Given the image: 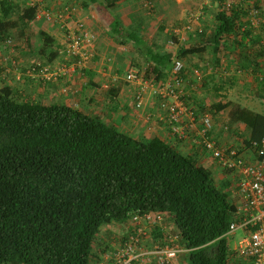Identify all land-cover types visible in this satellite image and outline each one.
<instances>
[{
	"label": "trees",
	"instance_id": "16d2710c",
	"mask_svg": "<svg viewBox=\"0 0 264 264\" xmlns=\"http://www.w3.org/2000/svg\"><path fill=\"white\" fill-rule=\"evenodd\" d=\"M116 1L83 0L82 4L87 8L98 2L110 10ZM134 1L144 7L146 17L154 9L153 0H148V6L145 1ZM224 1L220 0L216 11L210 10L211 5L202 6L203 16L194 20L197 25L181 18L176 26L179 29L185 21L188 27L184 29L191 33L174 51L166 52L160 42L166 35L172 45L178 44V31H172L166 21L158 23L154 35L148 37L151 28L145 16L131 17L129 27L113 20L110 35L121 46L133 44L148 65L144 75L138 71L139 75L152 84L165 81L174 60H180L183 68L176 76L181 80V99L196 116L208 113L212 117L215 124L208 135L216 127L218 134L221 130L229 133L224 141V134L222 140L217 138L220 144L234 145L240 138L253 149L252 142L264 140V112L221 99L222 83H212L210 88L219 98L211 103L206 96H193L199 72L210 69L212 76L221 74L217 57L232 58L234 54L232 60L239 57L243 62L238 70L258 72L249 93L264 98V78L259 76L264 73L261 1L253 2L261 17L258 33L249 18V4L227 7ZM38 8L28 0H0V264H99L104 251L123 239L121 225L135 214L149 212L168 216L171 231L186 249L179 264H249L235 255L225 235L235 210L234 199L229 197L230 170H221L210 153L192 145L190 139L169 131L176 141L191 147V152H184L157 136L134 137L119 130L115 121L107 123L106 116L79 105V91L68 82L73 78L70 70L45 77L48 71L69 66L65 59L60 60L59 42L44 28L36 31L39 45L35 56L21 59L32 55L22 50L23 44L30 47L32 43L20 26L38 21L51 24L44 16L37 18ZM63 35L67 39L66 31ZM184 60L189 63L185 65ZM140 67L138 61L133 64L137 70ZM210 74L201 83L206 91ZM10 76L13 81L9 82ZM60 83L61 93L73 96L71 103L37 100L40 95L35 93V85ZM124 83L121 78L109 82L102 93L113 100ZM133 103L135 106L134 98ZM116 105L113 100V107ZM200 157L212 161L219 174ZM105 227L115 230L109 238L101 233ZM164 232L157 226L152 239H161Z\"/></svg>",
	"mask_w": 264,
	"mask_h": 264
},
{
	"label": "built area",
	"instance_id": "2783aa9c",
	"mask_svg": "<svg viewBox=\"0 0 264 264\" xmlns=\"http://www.w3.org/2000/svg\"><path fill=\"white\" fill-rule=\"evenodd\" d=\"M38 0H30L31 4ZM148 6V0H142ZM255 0H225L223 4H249V18L253 27L261 21L259 9L253 2ZM46 20L51 18L50 13L41 12ZM188 27V26H187ZM94 36L81 29L78 33L72 31L66 39L65 58L71 63L67 69L65 65L45 73V77H57L67 71L85 69L93 58L92 44ZM183 68L180 60H174L171 70L165 81L152 84L143 80L137 69L129 68L121 77L126 83L136 85L133 93L135 108L143 105V95L148 91L156 98V102L163 115V119L171 134L179 138L190 139L192 145L201 146L210 153L212 160L221 169H228L230 181V195L234 199L235 210L225 235L229 238L231 249L237 257L245 259L249 264H264V140L256 144L255 148L247 147L242 139L238 138L236 144H220L218 140L227 133L215 127L213 135L208 131L214 126V120L208 113L196 116L194 110L181 99L179 89L181 80L176 74ZM113 76L112 81H116ZM159 96V97H158ZM211 134V133H210ZM224 134V135H223ZM223 135V136H221ZM221 136V137H220ZM198 137V138H196ZM219 138V139H217ZM226 137H223V141ZM236 139V138H235ZM168 216L163 213L149 212L135 214L123 225V239L111 244V248L104 251L99 264H179L178 258L186 249L180 246L177 235L174 234L172 223L167 221ZM171 223V224H170ZM160 227L164 236L152 239L151 232ZM239 234L235 240V235Z\"/></svg>",
	"mask_w": 264,
	"mask_h": 264
},
{
	"label": "crops",
	"instance_id": "0c3cea01",
	"mask_svg": "<svg viewBox=\"0 0 264 264\" xmlns=\"http://www.w3.org/2000/svg\"><path fill=\"white\" fill-rule=\"evenodd\" d=\"M47 1H48V4H53V6L58 5L57 3L55 4L54 1L52 2V0H47ZM66 1H70V0H63L62 1L63 3L59 1V3L66 4L67 3ZM72 1L74 2V4L77 3L75 5H77V7L81 11H78V12L76 11V13L74 11L71 14L69 13V15L65 16L66 22L64 23L62 22L64 20L63 18L61 19V21L58 20V22H60L61 25L65 23L68 24L66 26L67 32H68L67 28L71 29L72 26H75L78 23H82L81 29L91 33L95 38L92 44V52L94 54L92 58L93 59L92 64L87 66L88 68L86 67L85 69H77L76 71H73V72L71 71L73 74V78L68 80V82H70L69 85H73V87L74 88L76 87L77 90L79 91L78 93L79 95L76 98L79 102V105H82L83 107H86V108L90 107L93 110H95V112L99 113L101 116H106L107 118L110 117V121L113 120L119 124L118 126L120 130L124 132H128L134 137L147 138L151 136H157L163 140L170 142L173 145H176L177 148H179L180 150L184 152H191V147L188 145V143L176 141V139L169 133V130L166 127L165 121L160 118V115H162L163 113H161L158 110V107L156 105V98L153 97L150 94V92L146 100L144 101L143 99V107L139 111H137L134 108V103H133V93L136 90L135 85H132V84L125 85L126 84L125 83L123 84V86H121L120 92L118 93L116 97L113 98V100H115L117 103L116 108L113 107V100L109 98L110 95L108 97L106 94L102 93L103 88L107 89L108 83L113 82L112 81L113 76H117L118 78H121L122 77L121 74H124V72H126L129 68L133 67L132 63H125L124 61L125 59L123 58L125 52L120 51V48H123V47L119 48V44H117L118 46L114 45L115 43H113L111 40L113 36L110 35L111 34L110 32L112 29L111 22L113 20L120 21L123 27H129V25L132 23L131 17H134V16L136 17V15H139L133 9L131 10L130 7L131 8L139 7V2H135L134 0H117L115 2V5L111 7L110 10L109 9L107 10L101 7L98 2H95L92 5H89L87 8H85L82 4L83 0H72ZM156 1L159 5L160 0H156ZM165 1L166 0H164L163 2ZM181 1H184V0H180V2ZM67 5H70V4H67ZM44 11L45 10L39 11V13L44 12ZM84 11L88 13L93 12L96 16V19L93 21L87 20L84 23L83 19L85 18L83 19L81 18V14L85 13ZM121 13H126V17H128V19H123V17L120 16ZM60 15L62 14L61 13L58 14V16ZM105 15H107V18L105 17ZM183 17L181 16L177 18L178 22L176 24L180 23L179 21ZM54 20L57 21V18H55ZM181 23L183 25L179 29L174 30V31H178V34H179L178 44H180L182 41L187 40L188 34L191 33V31H187L186 29H184L188 26V25L184 26L186 22L184 21ZM86 27H89L90 30H88ZM98 29L99 31H94ZM45 30L53 34V36L59 42V45L62 47L60 50V56H61L60 60L65 59L69 66L71 63V60L69 58H65L66 43L64 42V40L61 39V35H62L61 33H63L62 32L63 30L59 29L58 26H53L50 24H46ZM78 31L79 30H77L76 33H78ZM93 32L94 33L96 32L97 36H95ZM182 32L186 33V36L182 37L181 35ZM260 36L262 37V39H264L262 34H260ZM103 37L109 38V40H104ZM176 44L172 45L170 42L168 45L163 44L164 50H166V52L174 51L177 48V47L173 48L174 46H176ZM109 48H111V50L114 51L116 55L115 56L116 59L108 60V58H105L104 56H102V54L108 51ZM135 51L137 54H139L136 49ZM98 56H101V57H98ZM236 64L239 67L240 66L243 67V62L241 60L237 61ZM244 67H246V63L244 64ZM261 72L263 73L264 70H261ZM257 73L258 72H256L252 76L253 79L246 80L243 77L241 80H243V83L246 86L253 87L255 85L256 78H258ZM212 74L213 72L210 74V76L207 79L210 80L216 76V74H214V76H212ZM259 76H261V74ZM222 79L225 80V78H222ZM10 81H13L12 76L9 77V82ZM232 82H234V80L226 81V84L228 83L232 84ZM35 86H36L34 88L35 93H37L38 97L40 95V98L36 97L37 100L42 99L44 101L45 100L47 101L49 98V99H52L53 101L65 102V103L67 102L71 103L73 100V96L71 94L63 95L61 93V87H62L61 83L56 84V85H51V86H40V85H35ZM185 95H187L188 97L190 96V99L192 100V97L187 90L185 91ZM107 103L109 104L107 106H104ZM128 110L132 111L134 115L129 116L126 113ZM115 115L117 117L116 120L114 118ZM134 116H136L137 118H134ZM200 161L202 163L204 162L206 166L210 165L211 170L214 173H216V175L219 174L216 167H214V163H212V161L210 162L204 157H200Z\"/></svg>",
	"mask_w": 264,
	"mask_h": 264
},
{
	"label": "rangeland",
	"instance_id": "374dc122",
	"mask_svg": "<svg viewBox=\"0 0 264 264\" xmlns=\"http://www.w3.org/2000/svg\"><path fill=\"white\" fill-rule=\"evenodd\" d=\"M53 1H54L55 4L57 3L58 5H54L53 6V4H48L47 0H38L35 3H37L39 5V7H40V9L38 8L39 11L45 10L44 12L50 13L51 18L48 20V21L51 22L50 25L58 26L59 29L67 32L66 26L68 24L65 23V24L61 25L60 22H58V20L61 21V19L63 18L64 20L62 22L64 23V22H66L65 21V16L69 15V13H73L74 11L76 13V11L78 12V11H81V10L77 7V5H75L77 3L74 4V2L72 0L66 1L67 2L66 4H62L63 0H52V2ZM59 1H61L62 3H59ZM153 1H154V9L150 12V15H148L147 17L145 16L147 11L144 9V7H141V6H139L140 8L139 7H135V8H131L130 7L131 10L133 9L140 16H145V19H146L145 21H146L147 27L151 28L149 30V32H148V37H151V36L154 35L153 33H154L155 29L157 28L156 26L158 25V23H160L162 21H166L167 26L172 31L178 29L177 26H176L177 28L174 27V26L178 22L177 18H179L181 16L182 17L184 16V18L188 21V23L189 22L192 23V21H193L192 24L193 25H197V24H199V22L195 21V23H194V20L198 16H203L201 14L202 6L211 5L210 10L213 9V11L214 10L216 11L219 8L218 5L221 3L220 0H184V1H181V2H180V0H177V1L176 0H166L165 2H163L164 0H160V4L158 5L156 0H153ZM260 1H261L260 9H261V12H262V21L264 22V0H260ZM28 2L31 3L30 0H28ZM43 4H44V6H43ZM67 4H70V5H67ZM189 12L193 15V17H191V15L188 14ZM60 13L62 15L58 16V14H60ZM93 14H94L93 12L92 13H88V12L82 13L81 14V18L82 19L85 18V19H83L84 23L87 20H89V21L95 20L96 16H95V14L94 15ZM39 15H40V13H39ZM42 16L43 15H41L40 17H42ZM120 16H122L123 19H128V17H126V13H121ZM105 17L107 18V15H105ZM55 18H57V21L54 20ZM188 23L186 25H188ZM131 25H133V24L131 23ZM258 26L256 28H254V30H255L254 33H258V31L260 30L258 28ZM20 28L23 29V33L25 34V36L28 35L30 37L29 40L32 43L30 47H28V45L26 43L23 44L24 46L21 45L22 46V50L23 49H27V51L28 50L31 51V53H29V51H28V53L32 54V55H28V56L24 55L21 59H25V60L26 59L28 60V58L32 59L35 56L34 52H35L36 48L39 45L38 39L36 37V31L39 28L46 29V24L41 23V22L38 21L37 23H34V24L32 23V24L28 25V27H26L24 25H21ZM86 28L88 30H90L89 27H86ZM67 29H68L67 33L69 34L74 29V26H72L71 29H69V28H67ZM94 31H99V29L98 30H94ZM61 34H62L61 35V39L64 40V42H66V39L64 38L63 33H61ZM94 34H95V36H97L96 32ZM260 34H262L263 37H264V28L262 29ZM181 35H182V37H184V36H186V33L182 32ZM103 39L104 40H109V38H105V37H103ZM111 40H112L113 43H115L114 45L118 46L117 45L118 43L113 39V37L111 38ZM160 40H161L160 42H162L163 44L165 43L167 45L171 41V39L169 37H166V35L163 37V39H160ZM24 41L25 40H23V42ZM160 42H158V43H160ZM163 44H162V46H163ZM173 45H175V43ZM178 45L179 44H176V46H174L173 48H176ZM120 47H123V48H120ZM119 48H120V51L125 52V54L123 56V58L125 59L124 60L125 63L134 64V63H137V61H138V63H140V65H141V67H140L141 70L138 69V71L139 72L141 71V74L144 75V71H145V69H146V67L148 65L145 62H143L141 57H139V54L136 53L135 47H133V44L127 43V44L122 45V46L119 45ZM102 56H104L105 58H108V60L109 59L110 60L116 59L115 58L116 55H115L114 51L111 50V48H109L108 51L104 52L102 54ZM98 57H101V56H98ZM231 57L232 58H226V59L221 58V56L217 57L218 63L216 65H220L222 67L221 68V74L225 70H226V72H225V74H223V76H221L220 73H217L216 76L213 77L212 80L210 79L211 81L208 79L210 84H208L209 88L207 89V91L205 90V86L201 85V83L204 82V80H205L204 78H206L205 76L211 73L210 69H207L206 71H203V72H199L200 74H198L196 76L198 78H196L197 80H196L195 84H193V86L196 85L198 89L196 91H194L193 96H195L197 98H203V97L206 96L208 98V100L210 101V103H211V102H213L214 98H219L216 95H214V91L212 90V88H210L212 83H214V84L222 83V84H224L223 85L224 89L220 90L219 93H220V95H223L224 97H222L221 99L238 101L241 105L248 106L249 108L253 109L254 111L264 112V98L257 97V95L255 93L252 95V91L249 93L251 87L246 86L243 83V80H241L243 77L246 80L253 79L252 76L254 75V73L251 70H249V71L248 70L247 71L246 70H244V71L238 70L240 67H238V65L236 63H237V61H239V57L238 58L236 57V59L234 58L235 60H232L233 57H234V54ZM92 60L89 62L88 66L90 64H92ZM183 62H184L185 65L189 63V61H185V60ZM201 63L205 64V62H201ZM202 64H200V65H202ZM230 64H232V65H230ZM227 66H228V69H227ZM223 68H225V70ZM236 68H237V71H236L237 73L235 72ZM212 70L214 71V68H212ZM261 76L264 77V73L261 74ZM232 77H234L236 79H233ZM141 78H142V76H141ZM222 78H225V80L222 79ZM231 80H234V82H232V84H230V83L226 84V81H231ZM125 85H127V84H125ZM129 86H131V85H129ZM125 87H127V86H125ZM260 93H263V91L260 92ZM148 96H149V92L147 91L143 95L144 101L146 100V98ZM263 97H264V93H263ZM142 107H143V105H142ZM137 111H139V110H137ZM126 113L129 116L134 115V113L132 111H130V110H128ZM222 114L226 117L225 113H222ZM103 118H104V120L107 123H110V117H108V118L103 117ZM114 118L116 120V118H117L116 115H115ZM134 118H137V117L134 116ZM223 120H224V118H218L219 122H222ZM235 127L242 128L241 126H235ZM225 135H227V134H225ZM110 228H111V230H110ZM114 231L115 230L113 229V227H109V228L105 227V228L102 229L101 233H102L104 238H107V237L109 238V237L112 236ZM238 237H239V234L237 233L235 235V240L238 239Z\"/></svg>",
	"mask_w": 264,
	"mask_h": 264
},
{
	"label": "bare ground",
	"instance_id": "6f19581e",
	"mask_svg": "<svg viewBox=\"0 0 264 264\" xmlns=\"http://www.w3.org/2000/svg\"><path fill=\"white\" fill-rule=\"evenodd\" d=\"M82 23H78L74 26V29L72 31L77 32V30H79V25H81ZM82 28V25H81Z\"/></svg>",
	"mask_w": 264,
	"mask_h": 264
}]
</instances>
